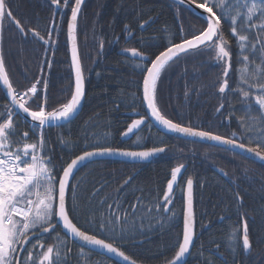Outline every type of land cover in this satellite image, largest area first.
I'll return each mask as SVG.
<instances>
[{"label":"trees","instance_id":"obj_1","mask_svg":"<svg viewBox=\"0 0 264 264\" xmlns=\"http://www.w3.org/2000/svg\"><path fill=\"white\" fill-rule=\"evenodd\" d=\"M8 3L14 17L22 25L39 30L45 38L48 37L53 16L55 27L60 15V10L51 6L48 0H8ZM82 9L77 41L86 84L85 102L74 120L44 129L53 163L59 169L82 151L91 150L97 142L118 149L165 147L166 151L149 164L107 160L96 161L83 168L72 183L80 184L77 190L79 209L71 213L73 222L90 234L95 233L100 238L112 240L114 237L106 236L94 224L86 223L89 215L94 213L99 217L101 213L107 214V205L116 200L121 203L122 210L129 211L130 205L136 203L137 198H141V205L148 208L160 204L161 208L152 211L151 217L144 220L141 232H137L125 243L119 239H115V243L140 264H166L174 254L177 241L182 239L185 204L183 191L187 178L191 177L194 182L197 236L186 264H225V261L227 264H264V241L257 243L264 236V166L222 148L167 136L157 131L151 123L137 135L127 139L122 135L132 120L146 117L147 111L142 101L139 69H134L130 63L135 59L121 56L119 51L135 47L150 56L152 53L158 54L169 41L178 43L182 35L190 37L193 32L201 30L205 26L202 18L168 0H88ZM70 15L69 7L63 13L50 62L46 93L49 110L66 102L74 90L66 31ZM149 18L154 23L146 29H140L139 23ZM125 25L129 26L132 35L124 31ZM181 25L183 33L180 32ZM2 36L7 71L14 87L23 91L45 75L48 67L45 61L50 59L48 54L52 43L44 45L30 35L25 39L7 19L3 23ZM141 40L151 43L152 47L145 49ZM232 48L230 85L234 88L238 81L236 70L239 67L236 59L238 48L234 41ZM221 74L222 69L216 65L210 52L182 56L171 69L162 74L157 94L159 108L174 122L191 124L226 137L236 132L235 138L239 139L242 132L239 118L245 116L244 106L241 97L232 92L221 101L214 87ZM186 86L199 91L191 92L186 99ZM221 102L225 107L217 113L216 108ZM5 105L9 103L0 88V112L5 111ZM252 114L258 113L254 111ZM16 120L21 132L31 128L20 116L17 115ZM30 136L32 140L38 139L39 129H36L35 135L30 132ZM62 140L70 143H62ZM180 164L188 165L187 172L181 179L175 198H172V206L168 208L169 204L166 205L169 210L164 211L163 193L171 178V169ZM215 168L227 173L228 180L217 173ZM129 177L132 178L130 183L121 189L120 186ZM237 193L242 198V207L236 202ZM67 198L71 208V190ZM241 212L246 214L244 219L248 221L252 240V250L248 255L242 248L233 253L226 247L227 235L234 228H240L242 235ZM141 215L147 216L142 208L137 212L138 223ZM57 232L64 235L60 228ZM55 235L52 233L47 242L52 243ZM68 243L72 248L70 264H117L87 250H84L85 256L81 257V248L70 240Z\"/></svg>","mask_w":264,"mask_h":264},{"label":"snow or ice","instance_id":"obj_2","mask_svg":"<svg viewBox=\"0 0 264 264\" xmlns=\"http://www.w3.org/2000/svg\"><path fill=\"white\" fill-rule=\"evenodd\" d=\"M55 9H67L70 7V19L67 22V40L71 42V62L75 70V87L70 98L57 107L49 110L46 90L48 84L42 79L32 83L27 89L20 91L14 87L6 68L3 53V36L0 31V83L6 89V95L10 98V105H5V111L0 112V264H70L68 237L74 241H80L82 245L92 249L103 250L122 259L125 264H137L116 245L115 239L122 243L127 242L141 232L144 228V220L151 217L154 210L161 208L160 204L148 208L141 205V198L130 205L129 209H123L121 203L116 200L108 204V213H101L97 217L94 213L89 215L86 223L95 225L96 228L110 235L114 239L100 238L74 223L72 212L79 209L78 188L80 184L71 185L70 181L75 177L79 168L86 161L94 157L119 155L133 160H148L150 157L166 151L165 147H153L143 150H127L103 146L99 142L84 150L81 154L61 165L57 169L53 158L49 155L44 137L45 126L59 125L60 122L70 121L78 111L85 95L84 75L81 60L77 49L78 16L84 0H48ZM180 5L187 4L189 8L200 11V18L204 21V27L189 37L182 35L180 42L169 41L164 50L158 54L148 55L146 51L138 48H125L124 52L131 57L138 58L130 63L134 69H139L142 78V101L146 104L151 116L163 126L164 129L182 134L185 137L199 138L217 142L220 145L229 146L232 149H240L241 152L254 155L264 161V0H176ZM7 19L14 24L19 33L28 39L29 35L44 45H50L52 32L55 31V16H53L48 28V39L35 28H27L13 15L8 0H0V29ZM154 23V20H142L140 29H146ZM227 25V28H226ZM166 30V29H165ZM125 32L132 35L131 29L125 25ZM180 32L184 29L181 25ZM235 42L238 53L236 56L238 69V81L233 88L230 85V73L233 70V48ZM145 49L152 44L141 40ZM103 48V43L100 44ZM212 53V59L222 69L221 77L214 87L221 101L232 92L241 97L245 116L239 118L242 132L239 140L213 133L203 128L174 122L168 118L158 106V84L162 74L183 57ZM154 56V58H153ZM50 67V62L45 61ZM43 84L45 95L41 97L38 92V84ZM198 89L185 87V98H189L191 92ZM40 101L39 103H37ZM36 106L33 108L32 105ZM26 114L30 118L31 128L21 132L16 117L19 113ZM256 106V107H254ZM225 104L221 102L216 108L220 113ZM257 115H253V112ZM145 123V117L132 120L126 131L122 134L135 135ZM39 129L38 139L32 140L30 132L35 135ZM95 138V134H93ZM104 139H107L105 134ZM140 137H137L139 141ZM247 141L246 143L243 141ZM31 141V142H30ZM69 144V141H61ZM255 144V146H251ZM185 165L180 164L171 169L170 179L167 181L166 191L163 193L164 211L169 209L166 205L172 202L174 185ZM227 175V173H224ZM131 177L124 180L120 188L127 186ZM193 179L186 180V208L183 217L182 239L177 241L174 254L166 264H184V258L190 254L194 238V211H193ZM71 190L73 205L70 208L67 201V193ZM97 192L99 189L96 190ZM119 191V190H118ZM95 195V193L93 194ZM236 202L242 207V198L236 195ZM105 203V201H101ZM147 213L141 215L137 222V212ZM245 213H240L242 223V235L240 228H234L227 235L226 247L233 253L242 248L248 255L252 250V240L249 235V225L244 219ZM171 220L172 218H168ZM61 227L63 236L57 232ZM149 227L151 222L149 220ZM56 233L52 243H48L46 236ZM264 241L261 236L257 243ZM219 251V245H217ZM80 256H85L84 248L80 249ZM79 264V262H78ZM225 264L227 262L225 261Z\"/></svg>","mask_w":264,"mask_h":264},{"label":"water","instance_id":"obj_3","mask_svg":"<svg viewBox=\"0 0 264 264\" xmlns=\"http://www.w3.org/2000/svg\"><path fill=\"white\" fill-rule=\"evenodd\" d=\"M88 0H84V3L82 4V7H81V12H82V8H83V6L85 5V3L87 2ZM168 1H170L171 3L173 2V3H175V4H177V5H179L180 7H184L185 9H187L188 11H190L191 13H195V14H197L198 16H200V11H202V10H199V11H197V10H195L194 9V7L193 8H189L188 6H187V4H184V5H180L178 2H176V0H168ZM79 16H80V14H79ZM79 16H78V21H79ZM70 19V18H69ZM68 19V20H69ZM0 31H2V29H0ZM67 31V30H66ZM41 42V41H40ZM68 47H69V54H70V62H71V42L70 41H68ZM77 49H78V55H79V48H78V41H77ZM120 55L122 56H125V57H127V58H129V59H135V60H138V58H134V57H131V55H130V53H126V52H124V51H122L121 53H120ZM79 58H80V55H79ZM82 65V64H81ZM71 69H72V74H73V79H74V87H75V70H74V68H73V66H72V62H71ZM83 69V68H82ZM83 75H84V72H83ZM84 81H85V77H84ZM0 88H1V90L3 91V93L5 94V97L7 98V100H8V103L10 104L11 102H10V98L6 95V89H4L3 88V86H2V83H0ZM84 89L86 90V86H85V82H84ZM83 102H85V95H84V98H83V100L81 101V105L79 106V108H78V111L76 112V114L73 116V118L70 120V121H72V120H74L79 114L78 113H80L81 112V110H82V108H83V106H84V103ZM145 108H146V111H147V113H148V115H149V120L146 118L145 119V123L143 124V125H141V127H140V130L143 128V127H145L146 125H147V123L149 122V121H151L152 122V124L154 125V127L157 129V130H159V131H161L163 134H165V135H170V136H172V137H174V138H177V139H183V140H187V141H193V142H196V143H203V144H206V145H208V146H214V147H217V148H219V149H225V150H228V151H230V152H234V153H236V154H238V155H240V156H242V157H245V158H248L249 160H251V161H253V162H256V163H258V164H260V165H262V166H264V161H261V160H259L258 158H256L254 155H251V154H248V153H246V152H241V150L240 149H238V148H236V149H232V148H230L229 146H225V145H220V144H218L217 142H214V141H209V140H201V139H199V138H193V137H185V136H183L182 134H178V133H173V132H170V131H168V130H166V129H164L163 128V126L162 125H160L152 116H151V114H150V111L148 110V108H147V106H146V104H145ZM13 109H14V111H16L17 113H19V110L18 109H15V107L13 106ZM25 122H27V123H29L30 125H31V121H30V118H28V117H26V114H23V113H19L18 114ZM70 121H67V122H60V124H64V123H69ZM48 127H50V126H45V129L46 128H48ZM140 130H138L137 132H136V134L140 131ZM135 134V135H136ZM128 136H132V134H130V135H128ZM128 136H123V138L124 139H127V137ZM159 155H160V153L159 154H157V155H154V156H152V157H150L148 160H133V159H131V158H128V157H123V156H119V155H113V156H103V157H94L91 161H86L85 162V164L84 165H82L80 168H79V170L76 172V174H75V177L77 176V174L83 169V168H85L87 165H89V164H91V163H93V162H96V161H107V160H110V161H115V162H117V161H119V162H123V163H126V164H128V163H131V164H149V162H151L154 158H159ZM188 169V165H185V167H184V169H182V172H181V174L178 176V181H177V184L176 185H174V192L172 193V196H173V198H175V191L177 190V188H178V186L180 185V181H181V179L184 177V175L186 174V170ZM215 170H217V172L222 176V177H224L226 180H228V178H227V176L224 174V173H222V171L221 170H219V169H217V168H215ZM75 177L70 181V184L72 185V183H73V181H74V179H75ZM193 186H194V183H193ZM69 192H70V190H69ZM69 192L67 193V197L69 196ZM184 210H183V214H184V211H185V208H186V187H185V189H184ZM67 201H68V198H67ZM172 206V204H170L169 206H168V208H170ZM193 211H194V196H193ZM183 217H184V215H183ZM194 219H195V213H194ZM182 224H183V222H182ZM58 227L60 228V230H61V227L62 226H59L58 225ZM58 227H57V229H58ZM194 233H195V235H194V238H193V242H192V245H191V249H190V254H188L185 258H184V264H186L187 262H188V260H189V258L191 257V253H192V251H193V249H194V247H195V240H196V223H195V225H194ZM68 240H70L72 243H75L76 245H78L79 246V248L80 247H83L85 250H88V251H90L91 250V252H94V253H96V254H100V255H102V256H105V257H107L108 259H110V260H113L114 262H116L117 264H125V262L122 260V259H120L119 257H116V256H114L113 254H110V253H107V252H105V251H103V250H99V249H92V248H90V246H87V245H82L81 244V242L80 241H74L72 238H70V237H68ZM137 264H140V263H138L137 262Z\"/></svg>","mask_w":264,"mask_h":264},{"label":"rangeland","instance_id":"obj_4","mask_svg":"<svg viewBox=\"0 0 264 264\" xmlns=\"http://www.w3.org/2000/svg\"><path fill=\"white\" fill-rule=\"evenodd\" d=\"M60 10V15H59V18H58V21H57V24H56V26H55V31L56 32H58V30L60 29V24H61V20H62V16H63V14L61 15V13L63 12L64 13V11H65V9H59ZM70 18V17H69ZM51 41H53V44H54V47L52 46V49H51V52H50V55L48 54V58H50L49 59V62H51V60H52V58H53V52H54V50H55V47H56V44H57V39H55V38H53L52 36H51ZM47 54V53H46ZM51 64V63H50ZM48 73H50V67L48 66L47 68H46V72L44 73L45 75L44 76H42L41 78H39L38 80H40V79H42L43 81H47L48 80V77H49V74ZM38 85H40V86H37L38 87V89H40V87L43 85L42 83L41 84H38ZM40 93V92H39ZM38 103V102H37ZM36 106V105H35Z\"/></svg>","mask_w":264,"mask_h":264},{"label":"bare ground","instance_id":"obj_5","mask_svg":"<svg viewBox=\"0 0 264 264\" xmlns=\"http://www.w3.org/2000/svg\"><path fill=\"white\" fill-rule=\"evenodd\" d=\"M53 38H55V39H58V36H59V31L58 32H56V31H53L52 32V35H51ZM49 37H47L46 39H48ZM129 39H132V36H129L128 37ZM68 41V40H67ZM52 46L54 47V44L52 43ZM123 51V49L121 50V51H119V53H121ZM85 86H86V84H85ZM85 92H86V90H85ZM218 173V172H217Z\"/></svg>","mask_w":264,"mask_h":264},{"label":"flooded vegetation","instance_id":"obj_6","mask_svg":"<svg viewBox=\"0 0 264 264\" xmlns=\"http://www.w3.org/2000/svg\"><path fill=\"white\" fill-rule=\"evenodd\" d=\"M2 92H3V91H2ZM146 118L149 120V115H148V113H147V115H146L145 119H146ZM137 119H138V118H137ZM149 123H151V124H152V122H151V121H149V122L147 123V125H148ZM147 125H146V126H147ZM152 125H153V124H152ZM146 126H145V127H146ZM153 126H154V125H153ZM145 127H143L142 129H144ZM142 129H141V130H142ZM157 131H159V130H157ZM236 139H237V138H236ZM237 140H239V139H237ZM62 233H63V232H62ZM50 235H51V234L47 235V236H46V239H48V237H49Z\"/></svg>","mask_w":264,"mask_h":264}]
</instances>
